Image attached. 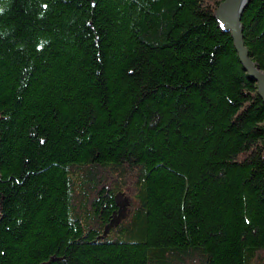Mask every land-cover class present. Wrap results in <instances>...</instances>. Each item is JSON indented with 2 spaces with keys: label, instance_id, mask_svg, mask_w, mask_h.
I'll use <instances>...</instances> for the list:
<instances>
[{
  "label": "trees",
  "instance_id": "trees-1",
  "mask_svg": "<svg viewBox=\"0 0 264 264\" xmlns=\"http://www.w3.org/2000/svg\"><path fill=\"white\" fill-rule=\"evenodd\" d=\"M223 1L0 0V264H264V105ZM241 25L264 71V0Z\"/></svg>",
  "mask_w": 264,
  "mask_h": 264
},
{
  "label": "water",
  "instance_id": "water-1",
  "mask_svg": "<svg viewBox=\"0 0 264 264\" xmlns=\"http://www.w3.org/2000/svg\"><path fill=\"white\" fill-rule=\"evenodd\" d=\"M249 2L250 0H224L215 10L214 19L225 33L230 34L239 63L247 74L248 80L256 84L257 94L264 104V71L249 57L242 37L241 17ZM124 210L125 208L118 210L117 216H113L105 227L102 236L98 237L97 240L104 239L108 235L109 229L118 226L120 219L123 218L121 212Z\"/></svg>",
  "mask_w": 264,
  "mask_h": 264
},
{
  "label": "rangeland",
  "instance_id": "rangeland-1",
  "mask_svg": "<svg viewBox=\"0 0 264 264\" xmlns=\"http://www.w3.org/2000/svg\"><path fill=\"white\" fill-rule=\"evenodd\" d=\"M242 37H243V35H242ZM234 48V47H233ZM237 55V54H236ZM238 58V57H237ZM252 60V59H251ZM247 75V74H246ZM248 79V78H247ZM256 85V84H255ZM256 91H257V87H256ZM262 101V100H261ZM263 103V102H262ZM264 105V104H263Z\"/></svg>",
  "mask_w": 264,
  "mask_h": 264
},
{
  "label": "bare ground",
  "instance_id": "bare-ground-1",
  "mask_svg": "<svg viewBox=\"0 0 264 264\" xmlns=\"http://www.w3.org/2000/svg\"><path fill=\"white\" fill-rule=\"evenodd\" d=\"M114 216H115V215H114ZM115 217H116V216H115ZM112 218H113V217H112ZM123 218H124V217H123ZM123 218H121V219H123ZM121 219H120V220H121ZM119 223H120V222H119Z\"/></svg>",
  "mask_w": 264,
  "mask_h": 264
}]
</instances>
